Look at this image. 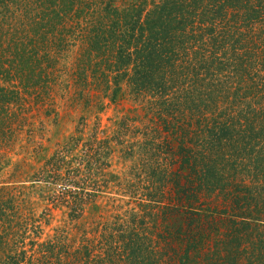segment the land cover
Listing matches in <instances>:
<instances>
[{
  "label": "trees",
  "instance_id": "1",
  "mask_svg": "<svg viewBox=\"0 0 264 264\" xmlns=\"http://www.w3.org/2000/svg\"><path fill=\"white\" fill-rule=\"evenodd\" d=\"M0 264H264V0H0Z\"/></svg>",
  "mask_w": 264,
  "mask_h": 264
},
{
  "label": "rangeland",
  "instance_id": "2",
  "mask_svg": "<svg viewBox=\"0 0 264 264\" xmlns=\"http://www.w3.org/2000/svg\"><path fill=\"white\" fill-rule=\"evenodd\" d=\"M125 107H128V105H125ZM63 109H65V107ZM68 110H69V114L67 115V119L65 120L63 126L61 127L60 137L71 133L76 126L78 113H76L75 110H71V109H68ZM61 111L62 110H59V113ZM114 114H115V111L113 110L112 107H110V108H106L101 113L91 115L88 118L89 126L85 130L84 138H86L87 136L94 135L93 131L95 130H92L94 125H96L97 130L101 131V133H99L97 136L101 138L104 135H108L110 133L109 128L111 125V122L109 119L114 117ZM47 131L48 132L44 134L45 138H48L51 135V130L49 128L47 129ZM49 147H50V150H49V155H50L53 152L54 146L50 145ZM113 167H115L118 171L122 169L121 165H118V166L113 165ZM105 191L107 192H103V193L97 192L100 196H103L106 198L105 201H107V199L118 198V196L114 194L111 190L108 189ZM110 191L111 193H108ZM45 195H46V190H44L42 193L39 192L38 194H35V198L39 200L42 198V196H45ZM35 209H36V215H39L43 211H46V212L48 210L51 211L50 224L43 227V235L41 236V239H43L46 235H51L53 233L52 229L61 223V220L63 219L62 213H63L64 208L62 207L53 208L52 204H49L48 202H43L42 204L39 203V205H36Z\"/></svg>",
  "mask_w": 264,
  "mask_h": 264
}]
</instances>
